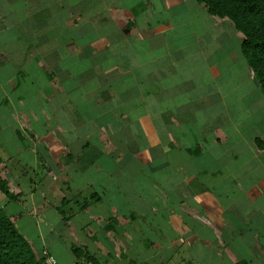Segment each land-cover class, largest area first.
Instances as JSON below:
<instances>
[{
  "label": "crops",
  "instance_id": "crops-1",
  "mask_svg": "<svg viewBox=\"0 0 264 264\" xmlns=\"http://www.w3.org/2000/svg\"><path fill=\"white\" fill-rule=\"evenodd\" d=\"M243 39L197 0H0V173L37 254L64 235L85 264H264V91ZM28 146L31 190L4 160Z\"/></svg>",
  "mask_w": 264,
  "mask_h": 264
},
{
  "label": "trees",
  "instance_id": "trees-1",
  "mask_svg": "<svg viewBox=\"0 0 264 264\" xmlns=\"http://www.w3.org/2000/svg\"><path fill=\"white\" fill-rule=\"evenodd\" d=\"M210 13L229 17L244 33L241 52L264 91V0H197ZM0 190L7 196L12 192L9 180L0 173ZM19 216L7 213L0 204V264H42L31 241L16 224ZM80 257V251L73 249ZM236 264H248L240 260Z\"/></svg>",
  "mask_w": 264,
  "mask_h": 264
},
{
  "label": "rangeland",
  "instance_id": "rangeland-1",
  "mask_svg": "<svg viewBox=\"0 0 264 264\" xmlns=\"http://www.w3.org/2000/svg\"><path fill=\"white\" fill-rule=\"evenodd\" d=\"M28 105V104H26ZM10 117L12 118V115H10ZM16 127H20L18 125H15ZM0 142L2 144L3 140L0 138ZM24 143H27V140H23ZM18 145V144H17ZM33 146V144L31 145ZM31 146H28L29 149H31L32 147ZM13 149V148H11ZM10 149V150H11ZM31 154L32 155H29L30 157L27 158V159H24L23 158V155L25 153H22L21 155H14L16 157H13V158H10V157H4V160H6L8 162V164L10 163V161L12 160L13 164L15 165L16 168L14 167H11L10 168L12 170H18V174H14L12 173L14 176L16 175V178H17V181L19 184H22L23 187H27L28 189L31 190V188H34V184L36 182V180L41 176V175H44V169L45 167L43 166V164L40 162V159L42 158L41 156H39V161H36V163L34 164V160H35V157H34V153H35V150L34 148H32L30 150ZM27 161V163L24 162V160ZM30 159V160H29ZM11 164V163H10ZM39 164V166H37ZM0 166H2V163L0 161ZM3 169V167H2ZM5 175L6 172H5ZM3 176V174H2ZM4 177V176H3ZM11 175H10V180H11ZM13 180V178H12ZM14 182H12V188H14L13 190L16 191V184H15V187H14ZM21 185V186H22ZM29 192V191H27ZM3 204L6 205V208L5 211L9 214H11V210L13 206H17L16 204V201H14L11 197L9 196H6L5 199L3 200ZM26 205L28 206L29 204L26 203ZM18 207H20L25 213H26V208L25 206H23L22 204L21 205H18ZM71 207V205H67L65 206V208L69 209ZM27 217V216H25ZM28 217H33L35 220H36V216H28ZM45 220H48V221H43L42 225H47L48 222H49V219L44 217ZM18 224V227L20 226L21 227V223L20 222H17ZM49 225V224H48ZM47 225V226H48ZM59 227L58 228V232L60 234L64 233L67 235V231L64 230V228H61ZM70 228V227H68ZM46 230V229H45ZM47 231V230H46ZM76 234H79L80 232H78V230L75 231ZM49 240L53 243L52 246H53V249H54V253L55 255L58 257L59 261L61 262V264H85V257L84 256H80V258H78L73 250L74 247H78V248H81L82 245H80L81 243L78 242V240L75 239V237L73 236H58V237H54L52 235H50V238ZM75 245V246H73ZM78 245V246H77ZM73 246V248H72ZM92 257H95V258H98L100 262H98L99 264H106L105 262V258L104 256H102L101 254H98V253H93L91 254ZM83 257V258H81ZM84 261V263H83ZM133 264H135V262H133Z\"/></svg>",
  "mask_w": 264,
  "mask_h": 264
},
{
  "label": "built area",
  "instance_id": "built-area-1",
  "mask_svg": "<svg viewBox=\"0 0 264 264\" xmlns=\"http://www.w3.org/2000/svg\"><path fill=\"white\" fill-rule=\"evenodd\" d=\"M39 256L42 264H61L55 253L51 252L47 248L42 249Z\"/></svg>",
  "mask_w": 264,
  "mask_h": 264
}]
</instances>
